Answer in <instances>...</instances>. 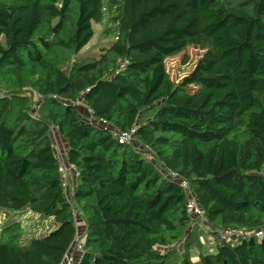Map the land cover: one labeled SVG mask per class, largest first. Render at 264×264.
Returning <instances> with one entry per match:
<instances>
[{
	"label": "trees",
	"instance_id": "16d2710c",
	"mask_svg": "<svg viewBox=\"0 0 264 264\" xmlns=\"http://www.w3.org/2000/svg\"><path fill=\"white\" fill-rule=\"evenodd\" d=\"M94 22L114 40L79 59ZM189 47L174 79L166 60ZM0 90V264H60L73 209L77 264H264V0H0ZM53 127L77 170L68 196ZM25 211L58 226L19 243Z\"/></svg>",
	"mask_w": 264,
	"mask_h": 264
},
{
	"label": "rangeland",
	"instance_id": "374dc122",
	"mask_svg": "<svg viewBox=\"0 0 264 264\" xmlns=\"http://www.w3.org/2000/svg\"><path fill=\"white\" fill-rule=\"evenodd\" d=\"M93 27L95 29V34L92 37V39L89 41V43L79 52L78 58L82 59L86 55L90 57H98L99 54L102 51V47H107L110 45L112 40H114V30L113 25H101L100 23H93ZM110 27L111 33L108 37L104 35V28ZM200 51L198 49H195L193 47H189L186 51L179 53L178 55L168 57L166 60L167 68L172 75L174 79H179L183 75L187 74L190 69L193 67L194 62L196 58L199 56ZM188 56L189 60L187 62L183 61V56ZM80 100V99H79ZM76 107L79 112V114L82 115L86 119V114L89 116V110L88 108L84 107V103L82 100L80 102H76ZM52 136L54 139V142L58 140L60 142L61 147L63 148V153L66 156L67 152V143L66 141L58 134L57 130L53 127ZM56 144V142H55ZM54 144V148H55ZM56 150V148H55ZM159 167H161L159 165ZM76 185V179H72L71 182L68 185L67 188V196L70 194V191L74 189ZM6 210L4 208H0V221L5 217ZM76 216V223H78L77 226V233L82 236V241L84 242V232H85V221L79 215L77 212L75 214ZM18 220L21 222L22 226L25 228V233L23 236L19 239V243H27L30 241L33 237H40L48 232H50L52 229L56 228L58 224L55 221V218L53 216H47L44 218H40L39 215L33 211H25L23 212ZM201 223V222H200ZM198 224V230L200 234V239L205 244V247L207 250L210 251V253H214L216 251V245L212 241L215 240L214 233L212 229L209 230V228H205L203 224ZM239 234V231H235L233 234L227 236V241L234 244L237 242L236 237ZM195 251V250H193ZM80 257L82 255L81 252L78 254ZM195 255V254H194ZM79 257V258H80ZM78 259L75 258V262H77Z\"/></svg>",
	"mask_w": 264,
	"mask_h": 264
},
{
	"label": "built area",
	"instance_id": "2783aa9c",
	"mask_svg": "<svg viewBox=\"0 0 264 264\" xmlns=\"http://www.w3.org/2000/svg\"><path fill=\"white\" fill-rule=\"evenodd\" d=\"M3 93L0 90V95H2ZM81 100H76V102H80ZM96 123L102 124L104 127L109 128L108 122L107 120L101 118L98 121H96ZM135 129H131L130 131H116L114 132L115 136L117 137V139L120 142H125L127 140H130L132 137V134L134 133ZM55 148H56V155L57 158L59 159V173H60V177H61V183H62V187L65 190V194L67 196V188L69 183L71 182V176L72 174H77V170L76 167L71 165L68 161L66 156L63 153V148L60 145V142H58V140L55 141ZM170 176L176 180L179 181V184L186 190L189 191V193H191L190 189L188 188V184L184 179H180L179 175L175 172H171L169 173ZM188 210L189 212H191L192 214H194L197 218V220H199L200 222H202L203 217H204V210L197 204V202L195 201L194 198H190L189 202H188ZM76 210L73 209V214L75 217V221H76ZM78 225V223H77ZM235 231L234 230H228L226 232H222L220 234V237L222 239H227L228 235L233 234ZM261 232H258L257 235H260ZM81 235H79L78 233L76 234L72 244L70 245L69 249L67 250V252L65 253V255L63 256V259L61 261L60 264H77V262H75V258L73 256V253L75 252H81L83 253L85 250V244L81 239ZM80 257V256H79ZM76 259H78L76 257Z\"/></svg>",
	"mask_w": 264,
	"mask_h": 264
},
{
	"label": "clouds",
	"instance_id": "9594fccd",
	"mask_svg": "<svg viewBox=\"0 0 264 264\" xmlns=\"http://www.w3.org/2000/svg\"><path fill=\"white\" fill-rule=\"evenodd\" d=\"M66 158H67V157H66ZM76 175H77V174H75V173L72 174V176H71V180H72L73 178L75 179V178H76ZM220 234H221V233H220ZM220 234H219V236H220ZM225 240H227V239H225ZM79 259H80V258H79ZM78 261H79V260H78ZM77 263H78V262H77Z\"/></svg>",
	"mask_w": 264,
	"mask_h": 264
},
{
	"label": "crops",
	"instance_id": "0c3cea01",
	"mask_svg": "<svg viewBox=\"0 0 264 264\" xmlns=\"http://www.w3.org/2000/svg\"><path fill=\"white\" fill-rule=\"evenodd\" d=\"M78 254H79L78 252L73 253L74 258H76V257L79 258Z\"/></svg>",
	"mask_w": 264,
	"mask_h": 264
}]
</instances>
